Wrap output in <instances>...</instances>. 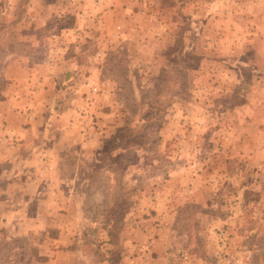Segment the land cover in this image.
Returning <instances> with one entry per match:
<instances>
[{"label": "rangeland", "instance_id": "rangeland-1", "mask_svg": "<svg viewBox=\"0 0 264 264\" xmlns=\"http://www.w3.org/2000/svg\"><path fill=\"white\" fill-rule=\"evenodd\" d=\"M22 60L53 91L42 119L79 90L75 130L63 120L49 135L83 142L60 162L74 188L61 219L0 223V264H44L50 250L58 264H131L123 255L136 250L162 264H240L242 247L244 264H264V0H0V117L6 104L28 115L38 97L5 75ZM2 120L12 149L19 137ZM241 164L249 190L227 195L219 175ZM214 213L229 228L211 225ZM141 224L152 234L137 236Z\"/></svg>", "mask_w": 264, "mask_h": 264}, {"label": "crops", "instance_id": "crops-1", "mask_svg": "<svg viewBox=\"0 0 264 264\" xmlns=\"http://www.w3.org/2000/svg\"><path fill=\"white\" fill-rule=\"evenodd\" d=\"M32 61L33 65H30L32 67L26 66L23 60L21 62L12 63L8 65L5 73L9 80H13L15 86L19 88L18 90L31 89L33 90L31 91L33 93L32 95L34 96V92H36L40 98L37 97L35 100H32L28 115H26L28 108L25 109L24 106L22 107L20 105L17 109L14 107L10 109L6 107L8 106L6 104L4 105L5 108L1 110L3 114L0 119L2 118L7 121V125L3 124L2 133L10 135L16 134L19 137V139L16 138V147L12 149H9L10 147L8 146L12 144L11 141H8L6 137H0V223L2 225H9L11 219L17 220L18 224L25 222H32L33 224L40 225L56 224L61 219L57 213L59 206L66 207V204L72 201L71 197L73 196L74 188L73 185L69 183L70 181L68 179V176H71V172L67 168L69 165L64 168L60 166V162L66 161L72 163L75 160L72 150H74L82 140L80 137H53L49 135V130L52 129L53 131H61V133H63L64 128L60 127L61 124L59 121L64 120L63 126H65L67 131L73 133L76 127H74L73 119L70 118L74 117L73 114L76 109L82 108L83 101L82 98L79 97V90L77 91L76 87L71 86L67 93V100L69 101L67 109L59 111L58 114H54V111L52 112L50 110L46 118L44 117L45 119H42L43 116H37L35 114L36 112L41 111L44 113L45 109L48 111L46 106H53L52 100L49 97L52 95L53 91H50V88L47 89V91L44 90V87L50 86V83L46 81V76L44 77V74L39 72L37 67L39 63L35 60ZM75 63L76 62L73 61V65ZM5 95L9 96L8 93ZM44 96L48 98L46 99ZM34 102H36L35 105L33 104ZM58 110H60V108H58ZM26 116H28L29 120H26ZM22 120L25 121L24 125L20 124ZM37 130L41 131V135H38V133L31 135V133H35ZM256 150L257 157H261L257 159L264 161V149H261V145H258ZM237 155V157L233 155V158L237 160L240 159L239 161H241L242 158L244 159L245 156L247 157V153H239ZM219 157L221 158V156L216 155L214 158L216 160L215 165H218L217 162ZM225 157V163H227L229 167V164L232 163L230 158L232 156ZM242 166V164L239 165V169L236 171H233V169L230 170L231 168L227 167L224 173L221 172V175H219V177H223V181H228L229 183L224 190L227 195L249 190V187L242 181L243 177L248 175V173H246L248 170L247 168L243 170ZM221 168L218 167V170ZM218 170L216 167V171ZM164 189L167 193L172 192L168 187ZM217 203L216 199L211 201L209 206L210 209L217 210V208H221V205L217 206ZM199 207L201 209H206V206L201 203ZM29 209H34L35 213L28 214L27 210ZM215 214L216 213H214V215ZM212 215L211 225L216 223L222 226H228L232 223L229 217H224V214H218V216L217 214L215 216ZM218 217L224 218V221L215 220V218ZM145 224H141L144 226L142 229L136 225L134 227L135 229H132V231H136L137 236L141 235L143 231L145 235L147 233L152 234L150 233L151 229H146ZM230 236L229 242H234L236 238H234V235ZM130 238L131 236H129V239ZM158 238L159 237L155 240L159 241ZM229 242H227L228 246L226 251H229L230 255L233 253V249L231 248L233 246L229 245ZM157 245L158 244L155 245V248ZM241 250H243V254L241 256L240 254L235 255L234 259L240 264H244V252L248 251H246L244 247H242ZM156 251L157 250H154L153 252L155 253ZM153 252L151 251V256L149 255L146 261H142L139 250L133 251L132 258L128 256L129 254L127 256L123 255V260L131 261V264H151L152 261L158 260L160 264H162L161 258H164L165 254L160 252L154 254ZM57 253L59 252L50 250L49 254H47L49 258L44 264H58L57 257L59 254ZM66 253L71 252L66 251Z\"/></svg>", "mask_w": 264, "mask_h": 264}]
</instances>
